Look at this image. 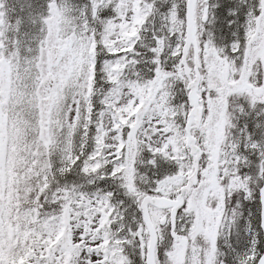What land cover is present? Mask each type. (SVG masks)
<instances>
[{
  "label": "snow or ice",
  "instance_id": "obj_1",
  "mask_svg": "<svg viewBox=\"0 0 264 264\" xmlns=\"http://www.w3.org/2000/svg\"><path fill=\"white\" fill-rule=\"evenodd\" d=\"M0 264H264V0H0Z\"/></svg>",
  "mask_w": 264,
  "mask_h": 264
}]
</instances>
